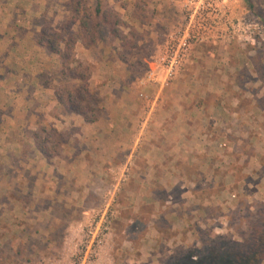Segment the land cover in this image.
<instances>
[{
    "label": "crops",
    "instance_id": "crops-1",
    "mask_svg": "<svg viewBox=\"0 0 264 264\" xmlns=\"http://www.w3.org/2000/svg\"><path fill=\"white\" fill-rule=\"evenodd\" d=\"M47 3L0 0V229L15 233L14 244L28 243L34 238L28 229L44 222L52 235L64 223L60 211L81 210L84 216L87 199L103 192L100 186L108 179L112 217L121 184L133 203L150 205L157 214L164 204L181 213L188 197L199 213V194L207 190L212 196L264 200V57H258L264 49L241 47L232 62L210 61L211 55L200 81L185 69L164 85L160 71L156 82L141 86L117 58L121 48L115 43L107 111L87 122L60 104V61L37 42L36 21L43 18L38 11L46 12ZM42 51L53 61L40 58ZM140 93L149 100L139 99ZM41 128L61 137L44 143L57 151L50 158L34 135ZM83 220L71 219L63 227L79 231Z\"/></svg>",
    "mask_w": 264,
    "mask_h": 264
},
{
    "label": "rangeland",
    "instance_id": "rangeland-1",
    "mask_svg": "<svg viewBox=\"0 0 264 264\" xmlns=\"http://www.w3.org/2000/svg\"><path fill=\"white\" fill-rule=\"evenodd\" d=\"M73 1L85 2L87 7L92 8L96 4V0H60V2L59 0H46L48 2L47 11H38L43 17L36 21L39 33L50 28L57 30L65 24L71 15L70 9ZM108 5L116 8L122 14L125 25L131 28L133 33H136V39L133 40V43L137 47L130 52L131 57L128 58L127 69L133 73L134 79L139 80L138 85L142 86L143 82L147 85L150 83L148 74L153 57L159 50L163 49L167 34L178 29L188 20L187 8L182 0H110ZM229 5L235 15L234 24L236 26L238 19L244 24L256 22L261 28V33H256L257 35L253 36V39L238 40L235 38L227 42H196L190 59L183 69V71L187 69L193 74L196 73L194 75L195 81L204 78L205 63L211 55L210 61H213L214 58L220 60L223 58L232 62L239 54V51L236 52L237 49L241 47H245L246 52L250 47L264 49V0H231ZM35 6L37 10L41 5ZM121 6H127L128 9L125 11ZM133 13L142 18L144 24L141 23V25L133 19ZM124 29L126 33L129 32L128 28L125 27ZM71 33L72 31L69 32V34ZM64 38H67L66 34ZM99 38L101 42L90 51L79 43V47H75V54L82 66L91 70L92 77L96 76L94 82L89 83L88 103L96 105L100 116L104 117L107 111L105 104L108 102L106 97L109 98L110 93L113 94V47L115 43L113 44L111 41L109 31L105 27L101 29ZM222 45L232 46L235 51L222 52L220 50ZM43 50L47 54L50 53L44 47ZM121 50L117 51V58H119L118 55ZM44 52H40V58L52 60V57L48 58ZM260 52L258 57L260 55L264 57V50H260ZM53 55L56 57L54 59L60 61L62 76L61 59L55 54ZM159 72L154 82L158 80ZM62 80V87L64 85L79 86L70 80L63 78ZM141 94L147 96V99H143ZM149 96L140 93L139 99L141 98L146 102L149 100ZM123 181H120V184ZM108 184H111V180L103 181L100 187L104 191L101 192L100 190V194L87 199L84 216L81 215V210L79 212L64 210L57 213L64 223L62 222L52 235L47 233L49 224L44 222L39 225L42 227L28 229L30 235L34 234V238L28 243L14 244L13 235L15 233L9 229L10 232L4 234L3 230L0 229V264H81V256L84 253L82 241L89 229L88 227L91 223L95 226L100 222L103 215L100 210L104 211L108 206L106 203ZM120 189L113 201L114 215L110 217L111 237L100 250L98 258L92 259L96 264H163V260L168 263L176 255L179 247L183 249L182 251L179 250L180 254H189L190 252L195 256L194 259L198 260L202 253L201 250L205 248L206 251L208 246L217 251L224 249L227 251L228 247L238 250L245 241H254L258 238V229H255L257 224V227L261 229L264 225L260 221L262 215H258L260 211L264 213L262 197L246 195L245 197L229 196L227 198L221 195L212 196L207 190L206 193L199 194L197 204L203 208L199 213L193 212L196 208L193 201L190 202L187 196L188 198L183 201L185 204L182 206L183 211L181 213L174 210V204H164L163 210L157 214L154 207L150 205L140 202L133 203L124 191L121 192L124 189L122 184ZM252 189H254V185L251 184L249 191ZM215 192L219 193L220 189L215 188ZM221 203L224 205L223 208L219 205ZM90 206H96L97 210L89 211ZM107 209L111 210L110 207ZM181 215H184L182 222L179 221ZM83 218V225L79 231L72 228L67 232V229L63 227L71 219ZM2 234L7 237L6 240L1 236ZM68 235V240L64 243L63 238ZM5 243L7 244L5 245ZM11 246L14 247L13 251ZM182 261L188 262V259L182 258Z\"/></svg>",
    "mask_w": 264,
    "mask_h": 264
},
{
    "label": "trees",
    "instance_id": "trees-1",
    "mask_svg": "<svg viewBox=\"0 0 264 264\" xmlns=\"http://www.w3.org/2000/svg\"><path fill=\"white\" fill-rule=\"evenodd\" d=\"M109 1L96 0L94 8L87 7L85 2L73 1L70 9L71 15L65 24L57 30L50 28L37 36V42L40 46L61 59V78L79 84L78 87L64 85L57 90L56 96L60 104L71 112L82 116L87 122H94L100 114L96 105L88 103L92 73L88 67L82 66L76 58L75 47L81 43L86 50L90 51L95 48L101 42L99 36L103 27L108 29L113 44L120 43L122 50L118 57L122 62L129 64L130 52L137 47L133 43V40L136 39V33H133L132 29L125 25L122 14L116 8L108 5ZM121 8L125 11L128 9L127 6H121ZM132 17L140 24L143 23L142 18L138 15L133 13ZM125 27L129 29V32L124 31ZM70 31H72L71 34H69ZM65 34L67 38H64ZM55 133V130L41 128L34 134L39 141L40 150L47 158H50L57 151L53 148H46L44 146L46 142L51 140L57 143L61 140V137ZM258 215H262L260 221L264 223V213L260 211ZM182 216L184 217V215ZM257 225L255 229H258V238L254 241H245L238 250L228 247L227 251H224L225 249L217 251L208 246L206 251L205 248L201 250L200 258L195 260V256L190 252L189 254H180L179 250L182 251L183 249L179 247L177 251L179 254L176 253L168 263L163 260V264H264V225L262 229L258 228ZM182 258H187L188 262L182 261Z\"/></svg>",
    "mask_w": 264,
    "mask_h": 264
},
{
    "label": "built area",
    "instance_id": "built-area-1",
    "mask_svg": "<svg viewBox=\"0 0 264 264\" xmlns=\"http://www.w3.org/2000/svg\"><path fill=\"white\" fill-rule=\"evenodd\" d=\"M182 1L187 8L188 20L167 34L163 49L159 50L151 61L149 82L156 80L158 71L164 72V85L177 79L187 65L196 42L253 39V36L261 33V28L256 22L244 24L238 19V25L234 24L235 15L229 5L231 0ZM141 97L147 99L143 94ZM110 217L111 212L107 210L98 224L89 225L82 241L84 253L81 256V264H86L87 261L88 264H96L92 259L98 258L100 250L111 237Z\"/></svg>",
    "mask_w": 264,
    "mask_h": 264
}]
</instances>
